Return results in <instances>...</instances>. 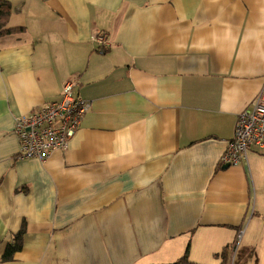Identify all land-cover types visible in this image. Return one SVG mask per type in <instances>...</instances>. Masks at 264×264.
<instances>
[{
  "label": "crops",
  "instance_id": "crops-1",
  "mask_svg": "<svg viewBox=\"0 0 264 264\" xmlns=\"http://www.w3.org/2000/svg\"><path fill=\"white\" fill-rule=\"evenodd\" d=\"M8 1L0 257L26 230L0 264L201 263L240 234L235 264H264V146L220 164L264 89V0ZM68 79L90 107L67 148L19 158L15 117Z\"/></svg>",
  "mask_w": 264,
  "mask_h": 264
},
{
  "label": "built area",
  "instance_id": "built-area-1",
  "mask_svg": "<svg viewBox=\"0 0 264 264\" xmlns=\"http://www.w3.org/2000/svg\"><path fill=\"white\" fill-rule=\"evenodd\" d=\"M97 40L103 45L104 35L99 34ZM253 101L251 108L237 115L232 138L226 145L220 164L235 165L245 160L249 144L258 148L264 146V89ZM89 107V101L75 92L73 81L66 80L58 100L15 117L13 130L19 139L18 157H35L44 162L54 151L66 149Z\"/></svg>",
  "mask_w": 264,
  "mask_h": 264
},
{
  "label": "trees",
  "instance_id": "trees-1",
  "mask_svg": "<svg viewBox=\"0 0 264 264\" xmlns=\"http://www.w3.org/2000/svg\"><path fill=\"white\" fill-rule=\"evenodd\" d=\"M11 12H12V6H11L10 2L8 0H0V36L8 35L11 33L22 32L24 30L23 26H16V27L8 26V21H9ZM253 100L251 101L250 107H246L245 109H249L252 107V105L254 103ZM236 118H237V116H236ZM254 148L259 149L258 147L254 146L252 144H249L246 147V150H245V153H246L245 158L246 159L242 160L241 162L247 161L248 152ZM25 230H26V221L23 220L22 224L20 225L19 230L13 235L12 240L6 244V246L3 250V253L1 254L0 260L7 261V260L12 259L15 252H17L21 249L22 241H23V235H24ZM233 243L224 245L218 252L214 253V255H213L214 258L219 260V262L217 264H231L230 263V253H231ZM151 264H204V263H198V262L191 261L188 257V247H187L185 249V252L177 260H175L173 262L151 263Z\"/></svg>",
  "mask_w": 264,
  "mask_h": 264
},
{
  "label": "rangeland",
  "instance_id": "rangeland-1",
  "mask_svg": "<svg viewBox=\"0 0 264 264\" xmlns=\"http://www.w3.org/2000/svg\"><path fill=\"white\" fill-rule=\"evenodd\" d=\"M240 241H241V234L238 235L236 238H235V242L233 243L232 245V249H231V253H230V263L231 264H235L236 263V260L239 258L240 256ZM214 255V254H213ZM208 256V257H201L203 259H207L209 260L208 262H201V263H210V262H215V258L214 256ZM248 258H251V255H248Z\"/></svg>",
  "mask_w": 264,
  "mask_h": 264
},
{
  "label": "water",
  "instance_id": "water-1",
  "mask_svg": "<svg viewBox=\"0 0 264 264\" xmlns=\"http://www.w3.org/2000/svg\"><path fill=\"white\" fill-rule=\"evenodd\" d=\"M227 166V165H224V167Z\"/></svg>",
  "mask_w": 264,
  "mask_h": 264
},
{
  "label": "bare ground",
  "instance_id": "bare-ground-1",
  "mask_svg": "<svg viewBox=\"0 0 264 264\" xmlns=\"http://www.w3.org/2000/svg\"><path fill=\"white\" fill-rule=\"evenodd\" d=\"M32 112V111H31Z\"/></svg>",
  "mask_w": 264,
  "mask_h": 264
}]
</instances>
